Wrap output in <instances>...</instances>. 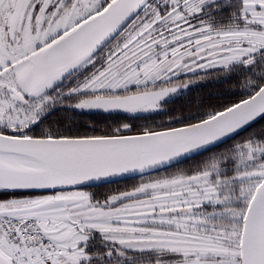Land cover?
Here are the masks:
<instances>
[{"label":"snow or ice","instance_id":"obj_1","mask_svg":"<svg viewBox=\"0 0 264 264\" xmlns=\"http://www.w3.org/2000/svg\"><path fill=\"white\" fill-rule=\"evenodd\" d=\"M0 264H264V0H0Z\"/></svg>","mask_w":264,"mask_h":264},{"label":"trees","instance_id":"obj_2","mask_svg":"<svg viewBox=\"0 0 264 264\" xmlns=\"http://www.w3.org/2000/svg\"><path fill=\"white\" fill-rule=\"evenodd\" d=\"M226 86L221 85L217 87L213 81H205L200 84H194L191 89L187 92H182L178 96L172 98L168 102L169 110L179 113L180 111H187L189 106L193 109L203 103L204 105L217 104L221 101L217 97L224 91ZM67 118L56 116L52 119ZM115 118V117H113ZM74 124H88L90 122H95L96 124L103 126L104 123H111L112 120L102 115H82L73 118ZM137 124L143 123V121H137Z\"/></svg>","mask_w":264,"mask_h":264},{"label":"flooded vegetation","instance_id":"obj_3","mask_svg":"<svg viewBox=\"0 0 264 264\" xmlns=\"http://www.w3.org/2000/svg\"><path fill=\"white\" fill-rule=\"evenodd\" d=\"M134 182H135L134 180H126L123 182L99 186L97 188H92L90 190L91 191H98V192H106V191L114 190L116 188H123L126 185H130L131 183H134Z\"/></svg>","mask_w":264,"mask_h":264},{"label":"water","instance_id":"obj_4","mask_svg":"<svg viewBox=\"0 0 264 264\" xmlns=\"http://www.w3.org/2000/svg\"><path fill=\"white\" fill-rule=\"evenodd\" d=\"M84 115H102V116H106V115L103 114V113H96V112L85 113ZM123 181H126V180L121 179V178H117L116 182H113V183H111V184L118 183V182H123ZM106 185H108V184H106ZM101 186H103V185H101Z\"/></svg>","mask_w":264,"mask_h":264}]
</instances>
